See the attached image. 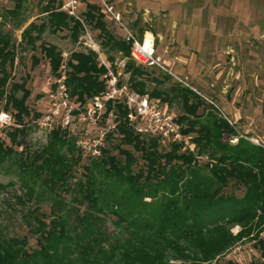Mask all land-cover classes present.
Returning a JSON list of instances; mask_svg holds the SVG:
<instances>
[{"label": "trees", "instance_id": "trees-1", "mask_svg": "<svg viewBox=\"0 0 264 264\" xmlns=\"http://www.w3.org/2000/svg\"><path fill=\"white\" fill-rule=\"evenodd\" d=\"M25 1L15 0L0 24V99L15 110L21 125L6 132L16 144L27 135L24 117L30 114V90L25 80L7 83L11 72L4 64L13 63L17 45L3 23H21ZM50 1L42 7L44 19L23 29L18 46L21 51L39 50L56 75L61 51L42 40V33L66 29L74 42L81 25ZM87 7L85 19L99 30L109 60L114 52L127 57L124 71L131 88L167 103L171 91L179 98L184 114L176 121L195 151L181 142L138 133L120 105L117 128L98 157L84 158L74 137L58 128L41 148L22 149L16 159L15 150L0 139V165H16L23 189L15 196L17 203H49L48 213L39 206L22 213L27 231L22 235L7 233L0 225V264H210L241 238H257L264 223V144L243 136L229 142L225 135L236 134L234 126L216 106L198 113L202 101L188 87H155L149 92L143 80L155 68L148 70L128 58L130 45L108 30L96 6ZM105 72L95 52H72L66 79L70 95L84 101L99 94L105 89ZM113 139L117 141L110 143ZM233 187L242 188V194ZM235 225L240 227L236 234L231 230ZM253 250L260 260L225 258L216 264H264V238L255 240Z\"/></svg>", "mask_w": 264, "mask_h": 264}, {"label": "rangeland", "instance_id": "rangeland-1", "mask_svg": "<svg viewBox=\"0 0 264 264\" xmlns=\"http://www.w3.org/2000/svg\"><path fill=\"white\" fill-rule=\"evenodd\" d=\"M71 1L54 0V6H59L68 16L80 23L81 32L77 39L72 42L66 29L54 33L46 29L42 33V40L56 45L61 52H67L69 59L74 51H93L84 44L90 43L91 38L109 60L102 47L103 38L99 36V30L89 25L85 19L87 4L96 6L97 11L103 14L102 19L108 30L116 38L123 40V31L118 21L107 11L102 0H77L74 14L68 12ZM104 1L112 5V12L119 14L120 21L138 38H142L146 31L150 41L154 37L156 51L162 56L164 65L171 73L148 68L151 75L143 82L149 92L155 87H188L202 101L198 113L207 112L210 110L209 106H216L222 115L231 120L230 124L234 126L236 134L225 135L229 142H235L238 136H243L256 144H264V0ZM47 2L51 4L50 0H26L22 3L24 18L21 23L14 25L7 20L3 23V28L10 30L17 45L14 47L13 63L4 64V68L11 72L7 83L25 80L26 87L30 90L26 99L30 114L24 117L28 130L21 144L12 142L6 135V132L21 125L16 121L15 110L10 104L6 108L5 99H0V109L9 112L13 121L0 132V139L15 150L13 159L18 157L22 149L31 152L41 148L49 138L40 136L34 128V120L38 117L35 113L40 116L46 108L47 91L55 75L51 74L49 63L39 50L21 51L18 46L23 29L31 22L39 23L44 19L45 15L41 12ZM14 5L15 0H0V24L3 22L5 11ZM78 42L80 45H77ZM32 55L38 59L36 63ZM111 55L113 60L109 61L113 70L118 71L120 82L129 84V74L124 71L127 57H122L120 52ZM151 77H156L157 81L161 82L157 83ZM20 94L21 91L18 92V95ZM172 94L173 91L169 93V103L155 99L166 105L176 117L184 114V110L179 98L172 97ZM116 141L113 139L110 143ZM186 145L188 150L195 151V145L190 142L189 136ZM113 153L116 154L117 149H113ZM200 160L205 161L207 158L202 157ZM16 171L14 163L6 161L0 165V225L7 233L22 235L27 232L22 213L28 207L35 206L48 213L49 203L46 200L39 204L31 201L25 205L17 203L15 196L21 194L23 189ZM77 175L80 176L79 167ZM233 188L237 195L242 194V188ZM107 226L112 228L110 220H107ZM260 227L257 238L256 235L241 238L210 264H216L225 258L239 259L242 262H248L249 259L260 260L258 252L252 251L255 240L264 238V223ZM231 230L236 234L240 227L235 225ZM32 244L34 239L30 237L29 245Z\"/></svg>", "mask_w": 264, "mask_h": 264}, {"label": "built area", "instance_id": "built-area-1", "mask_svg": "<svg viewBox=\"0 0 264 264\" xmlns=\"http://www.w3.org/2000/svg\"><path fill=\"white\" fill-rule=\"evenodd\" d=\"M102 2L118 21L123 31V40L130 45L128 58L143 67L171 73L164 65L162 56L156 51L154 37L152 42L146 45L144 36L138 38L120 21L119 14L112 12V5L106 4L104 0ZM76 3L77 0L71 1L69 13L74 14ZM90 40V43L84 44L97 53L98 64L106 68L102 75L106 82L105 89L84 101L72 97L66 84L69 54L62 51L58 72L47 91L46 108L34 120V128L40 136L47 138L58 128L74 137L75 144L84 158L98 157L106 146L108 137L117 128L120 119L117 107L120 105L126 110L124 118L138 133L186 144L187 136L181 131V124L176 121L175 115L167 106L148 94L131 88L128 83L120 82L118 71L113 70L99 45L91 38ZM227 120L232 123L228 118ZM12 123V115L0 109V132Z\"/></svg>", "mask_w": 264, "mask_h": 264}, {"label": "bare ground", "instance_id": "bare-ground-1", "mask_svg": "<svg viewBox=\"0 0 264 264\" xmlns=\"http://www.w3.org/2000/svg\"><path fill=\"white\" fill-rule=\"evenodd\" d=\"M146 34H147V31H146L145 34H144L145 43H146V45H147V44H150V43L152 42V40L150 41L149 38L146 36ZM152 39H153V38H152Z\"/></svg>", "mask_w": 264, "mask_h": 264}]
</instances>
